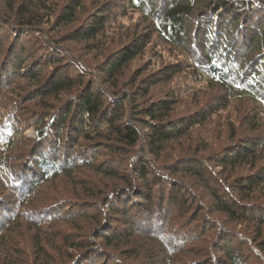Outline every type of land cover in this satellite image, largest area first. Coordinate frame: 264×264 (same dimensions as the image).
Listing matches in <instances>:
<instances>
[{"label": "trees", "instance_id": "16d2710c", "mask_svg": "<svg viewBox=\"0 0 264 264\" xmlns=\"http://www.w3.org/2000/svg\"><path fill=\"white\" fill-rule=\"evenodd\" d=\"M80 6L72 0L61 12L50 0H0V264H122L115 249L135 238L156 244L144 248L139 264H247L243 249L256 259L249 263L264 264V203H258L264 202V164L258 165L264 156V0H112L86 25L59 37L76 22ZM136 13L150 22V33H134L96 68L64 45L98 42ZM151 35L152 50L178 62L140 79L141 71L130 83L135 91L125 92L120 80ZM181 75L191 76V85H173L150 99L152 89ZM191 91L194 101L211 96L195 112L172 117ZM245 102L255 109H235L236 123L227 118L225 147L212 161L223 170H256L225 187L229 201L208 187L203 158L179 157L162 168L167 172L152 164L191 129ZM29 127L37 134L31 147L15 146ZM183 178L201 184L210 209L229 224L252 227L260 242L222 229L211 244L217 255L191 263L192 254L202 253L191 251L193 242L209 229L203 223L194 234L199 220L212 227L217 222L196 216L180 222L181 232L169 229L174 214L167 215L180 213L179 219L191 207L187 200L195 191ZM149 197L159 205L165 200L170 213L163 217L162 205H145ZM61 224L75 227L80 237L51 233ZM24 240L30 241L28 254ZM154 248L163 260L152 256Z\"/></svg>", "mask_w": 264, "mask_h": 264}, {"label": "rangeland", "instance_id": "374dc122", "mask_svg": "<svg viewBox=\"0 0 264 264\" xmlns=\"http://www.w3.org/2000/svg\"><path fill=\"white\" fill-rule=\"evenodd\" d=\"M71 1L72 0H50V2L55 4V8L57 9V11L59 10L61 12L63 11V9H66V5L69 4ZM78 1L81 2V6H80V11L78 15L76 16V22H74L72 26H70L69 28L62 30L61 35L59 34L60 35L59 37H64L66 35L72 34L74 31H77L80 27H82L83 25H86V22L91 15L99 14L100 11L104 10L110 3H112V0H78ZM120 2L122 3V0H120ZM52 22H53V19L51 20V23ZM149 26H151L150 22L144 19H141L139 14L137 13L129 14L127 18L124 19L121 26H114V27L109 28L111 30L106 34V36L101 37V39H99L98 42L95 41V42H88L84 44L83 43L75 44L72 42H67L64 45L68 46V49L74 53L76 58L80 60L82 59L85 63L92 65L93 68L94 67L96 68L97 64L106 62L110 56L115 55V53H117L124 46H126V44H128L131 41L130 37L134 35V33H140L144 35L148 32L150 33L151 29ZM153 42H155V36L151 35L150 44L148 47H146L145 52L141 56L135 58L129 64L127 70L125 71L124 76L120 80L122 84H125V86L123 85L125 92L133 93L135 91L136 88L131 87L130 83L135 81L136 78L134 77H136L141 71L146 69V72L143 75H141L140 79L148 74L154 73V71L160 70L161 68L167 65H171L173 63L178 62L175 56H173L170 53H166L165 51H159L157 53L153 51L152 50ZM91 49H94V50H91ZM47 73L45 77L47 76ZM140 79H138L137 81H139ZM190 81H191V76L189 78V76L181 75L168 85H162V86L160 85L152 89L149 97L151 100H154L158 97L161 91L170 89L173 87V85H177V84L191 85ZM189 93L190 92H188V94ZM209 96H211V94H206L205 96H202L200 98L198 97L196 101H194L193 91H191L189 95L182 97V100L177 104L174 115H172V117L195 112L199 108V106H203V104L209 98ZM143 99L144 98H141V100ZM197 103H200V104L197 105ZM227 109L229 112L226 111V113L222 114L221 120H219L217 117L212 118L205 124L194 127L193 129L190 130L189 134L184 139H182L179 143H176L173 146L170 145L168 148L165 149L163 157H161L160 159L161 162L159 160L154 161V162L152 161V164H154L156 168L161 169L162 172H167V170L162 169V168L166 166L174 165L175 161L179 157L180 158L190 157V159H193V156L195 155V157L203 158L206 165H208V172H209L208 177H210L209 178L210 184H208L209 185L208 187L210 189H217L218 191H221L220 192L221 197L229 201V199L231 198L230 197L231 195H229V193L226 192L227 189L225 187L231 185L235 180H238L239 178L245 175H252L256 170L248 166L238 167L234 170H229V169L223 170L220 167L215 166L212 161L214 159V154L218 151H222L225 147L226 140L228 138L227 128L225 126V124L227 123L226 122L227 118L230 120V121L228 120V122H231L233 120L232 122L236 123L239 120L238 119L239 116L237 117L236 114H234L235 109L237 110L241 109V112L244 111L247 113L255 108L250 103L245 102L244 104L242 103L240 105L235 104L233 108H230V109L227 108ZM30 110H35V109L32 108ZM36 111H39V110H36ZM21 133H22L23 138L19 140L15 144V146H19L22 144L24 145L25 143V146L28 149V147H31V140H34V138L37 135L36 131L33 129V127H29L25 129L24 131H22ZM260 156H263V155H260ZM262 164H264V156L259 160L258 165H262ZM91 175L94 176L93 173H91ZM77 177L79 179V182H81V181H85L83 179L84 177H87V176L83 175V173H79L77 174ZM173 177L181 178L182 176L176 175ZM95 179L99 180V178H95ZM182 182L184 183V186L187 189H190L191 191H195V192H193V194L191 195V198L187 200L189 205H191V207L189 206L188 210L185 211V213L188 211V214H184L179 218L181 221L177 219L176 217L180 213H177V215L175 214V212L170 213V209L168 212V208L170 207L165 206V203H164L165 200L164 201L161 200L162 204L160 205L163 206V209L161 212V214H163L162 216L165 217L164 215H167L168 213H170L167 215L168 216L167 219H169V215L171 216L172 214H174L173 216L170 217L171 224L169 226V229L171 231L181 232V230H183L184 227H180V225H184V224L183 223L181 224L180 222L183 221L187 225L191 221L189 220L190 217L194 218L196 216H199L200 218H203V219H208L209 217L210 219L217 222L216 226L212 227L206 221L202 222V219L199 220L200 226H198L197 231L194 234H197L200 231H202L201 226L203 223L205 224V228L208 226L207 228H209L210 230L207 229L208 232H205L204 234H200L202 238L200 236L198 240L193 242L192 244L193 248H191L192 249L191 251L195 253L199 249L202 253L200 255L192 254L191 263L197 258L205 259L207 257V254L209 253H210V256H212V258L214 257V255H217L216 252L211 249L212 248L211 244L216 243L218 241V238L221 237L220 234H221L222 229L232 230V231H235V233L244 235V237L248 238L251 241V243L264 241V231L262 233L263 234L262 237L260 236L261 240L256 241L257 237L252 232V227L246 226V225L229 224L228 221L224 220L221 214L214 212L213 209H210L211 208L210 201L212 200L207 195L208 194L206 192L207 189L206 190L203 189L201 184H198L194 182L193 180L192 181L187 180V178L184 179ZM63 193H66V192H63ZM131 193H134V191L131 190ZM230 193H232L231 189H230ZM58 195H61V194H58ZM64 196H70V195H64ZM66 199H69V198H66ZM147 200L148 201L144 202L145 205L146 203H149V205L152 204L153 206L159 205V203H156L157 201L155 202L156 199L153 197H149ZM255 201H259V200H252V202H255ZM260 201L258 203H264ZM68 202L69 200L66 201V203ZM201 208L208 211L206 212L207 216L200 213ZM19 224H20L19 226L24 225V223H19ZM153 230L149 229L150 232H155V233L157 232L156 230L154 231ZM51 233H57V234L59 233L60 235L62 234V235H66L69 237H74L77 235L79 236V234H81V232L79 233V231L78 232L76 231L75 227L67 226L65 224L57 225L55 228H53ZM86 239H88V234H85L84 241ZM132 241H131L132 244L130 246L123 245L124 247L120 246L117 249H115L116 252L114 251L115 255H118L122 264H139L138 262L142 261L145 258L144 248L146 250L147 245L149 246V248L155 247L153 246L155 243H152L153 245H151V244H148L149 242H141V238H135ZM29 243H30L29 240H24L23 242V249L27 254L29 252L28 251ZM231 243L235 246L236 244H238V240H231ZM155 249L156 248H154V250ZM223 249H226V248L221 247V250ZM154 250H150V251H153L152 256L158 257L159 259L162 258L163 260L164 259L163 255L159 253L158 251L156 250L154 251ZM122 251H125V252L122 253ZM135 252L136 253L138 252L139 257H140L137 260L133 258H130V259L125 258V255H133ZM239 253H243L242 255L244 256L246 262H248L247 264H251L249 262L256 260L255 258H253V255H250L251 252L249 249L248 250L243 249ZM263 257H264V253H263ZM223 262L221 260V264H223ZM94 264H98V263L96 262ZM108 264H112V263L110 262ZM212 264H216V263L213 261Z\"/></svg>", "mask_w": 264, "mask_h": 264}]
</instances>
